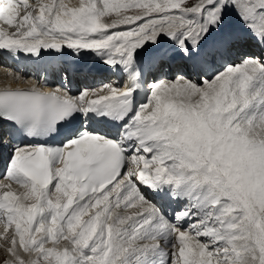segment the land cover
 Wrapping results in <instances>:
<instances>
[{
    "label": "snow or ice",
    "instance_id": "obj_1",
    "mask_svg": "<svg viewBox=\"0 0 264 264\" xmlns=\"http://www.w3.org/2000/svg\"><path fill=\"white\" fill-rule=\"evenodd\" d=\"M0 22V57L44 73L0 90L9 264H264V0H0ZM92 73L115 79L73 94Z\"/></svg>",
    "mask_w": 264,
    "mask_h": 264
},
{
    "label": "bare ground",
    "instance_id": "obj_2",
    "mask_svg": "<svg viewBox=\"0 0 264 264\" xmlns=\"http://www.w3.org/2000/svg\"><path fill=\"white\" fill-rule=\"evenodd\" d=\"M73 1H75V5L74 6H77L78 5V2H77L78 0H72V2ZM19 81L20 80L18 78H15L14 76H6L3 72H0V83H2V84L3 83H8L9 85H14V82H17L18 83ZM44 90H48V88H45ZM142 99H143V95L141 94V100ZM19 191L21 192L22 190H19ZM0 252H1V250H0ZM26 258H28V257H26Z\"/></svg>",
    "mask_w": 264,
    "mask_h": 264
},
{
    "label": "rangeland",
    "instance_id": "obj_3",
    "mask_svg": "<svg viewBox=\"0 0 264 264\" xmlns=\"http://www.w3.org/2000/svg\"><path fill=\"white\" fill-rule=\"evenodd\" d=\"M1 72V71H0ZM18 192H20V191H18ZM17 192V193H18ZM4 245H5V247H6V249H4L2 246H0V249H1V251L2 252H0V259L1 258H6V257H8V258H12L10 255H9V253L7 252V247L9 246L10 247V244L7 242V241H5V243H4ZM27 257V256H26Z\"/></svg>",
    "mask_w": 264,
    "mask_h": 264
}]
</instances>
